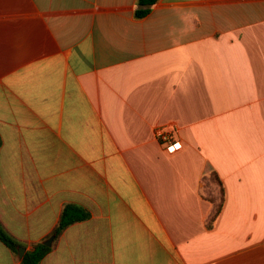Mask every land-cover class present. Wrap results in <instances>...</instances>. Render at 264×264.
I'll return each instance as SVG.
<instances>
[{
    "label": "crops",
    "instance_id": "0c3cea01",
    "mask_svg": "<svg viewBox=\"0 0 264 264\" xmlns=\"http://www.w3.org/2000/svg\"><path fill=\"white\" fill-rule=\"evenodd\" d=\"M136 1L0 0V226L84 208L39 264H264V0Z\"/></svg>",
    "mask_w": 264,
    "mask_h": 264
},
{
    "label": "trees",
    "instance_id": "16d2710c",
    "mask_svg": "<svg viewBox=\"0 0 264 264\" xmlns=\"http://www.w3.org/2000/svg\"><path fill=\"white\" fill-rule=\"evenodd\" d=\"M158 0H137L134 6V18L142 19L146 17L152 10L153 6ZM209 180L213 183L219 184L217 177L211 174ZM222 203V198H220V203L216 205L212 215L209 218V223L214 220V218L219 213ZM89 218V213L82 207L67 204L63 207L57 226L52 232L54 237H58L62 231L70 226L71 224L85 221ZM0 241L14 254H17L18 242L9 237L2 227L0 226ZM50 251V247L44 246L42 243L34 245L30 250L26 251L20 260L21 264H39L43 257Z\"/></svg>",
    "mask_w": 264,
    "mask_h": 264
},
{
    "label": "built area",
    "instance_id": "2783aa9c",
    "mask_svg": "<svg viewBox=\"0 0 264 264\" xmlns=\"http://www.w3.org/2000/svg\"><path fill=\"white\" fill-rule=\"evenodd\" d=\"M155 137L161 142L165 150L169 153L175 151V141L173 138V129L168 127H159L155 129Z\"/></svg>",
    "mask_w": 264,
    "mask_h": 264
},
{
    "label": "water",
    "instance_id": "95a60500",
    "mask_svg": "<svg viewBox=\"0 0 264 264\" xmlns=\"http://www.w3.org/2000/svg\"><path fill=\"white\" fill-rule=\"evenodd\" d=\"M54 239V236H50L48 239L44 240L43 242H41L44 246L46 247H50L51 244H52V241ZM25 253V248H23L22 246H18L17 247V255H18V258L21 259L23 257Z\"/></svg>",
    "mask_w": 264,
    "mask_h": 264
}]
</instances>
